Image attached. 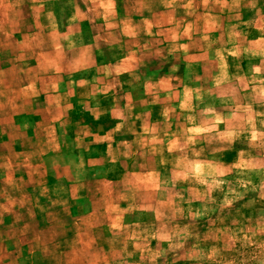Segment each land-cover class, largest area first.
<instances>
[{
    "label": "crops",
    "instance_id": "obj_1",
    "mask_svg": "<svg viewBox=\"0 0 264 264\" xmlns=\"http://www.w3.org/2000/svg\"><path fill=\"white\" fill-rule=\"evenodd\" d=\"M260 1L0 0V158L38 156L61 188L42 206L22 198L28 219L43 211L39 226L62 220L61 243L35 252L59 248L60 264H157L176 231L166 221L186 215H164L165 198L146 193L164 173L185 186L199 151L214 162L198 129L226 143L219 154L264 137ZM182 155L184 167L166 166Z\"/></svg>",
    "mask_w": 264,
    "mask_h": 264
},
{
    "label": "rangeland",
    "instance_id": "obj_2",
    "mask_svg": "<svg viewBox=\"0 0 264 264\" xmlns=\"http://www.w3.org/2000/svg\"><path fill=\"white\" fill-rule=\"evenodd\" d=\"M258 5H264V0ZM250 14L246 13L247 16ZM263 14L259 15L260 21H264ZM261 27L263 28L264 25L261 24ZM248 30L254 31L251 28ZM248 36L251 39L254 33L249 32ZM246 62L251 63L252 60L242 59L245 67ZM259 112L263 114L264 109H260ZM205 126L198 131L205 136L211 135L201 141L207 144V151L211 153L210 157L214 162L211 165L205 163L204 153L199 151L194 158L195 173L190 175L191 181L190 178L185 180V186H182L184 178L175 176L173 172L164 173L169 175L165 177L164 188L160 187L159 190L146 193L148 197L158 195L165 198L166 202L162 206L165 210L164 215L168 216L169 212L176 210L186 215L185 218L182 216L177 220L166 221V226L175 222L172 224L175 225L176 231L166 236V244L169 247H165L163 255L160 252V258L155 259L154 262L157 264H264V137L260 135L257 139L236 140L237 142L231 144L228 151L219 154L217 145L226 143L221 138L215 140V131L212 127ZM232 126L230 125V131L236 134V128ZM259 127L264 128V125ZM252 129V124L247 125L246 131ZM181 133L184 134L183 131ZM20 143L22 144L19 140L15 141L13 146L17 149L14 151L22 148ZM235 149L242 154L238 156ZM187 158L184 155L167 158L166 166L172 167L171 164L176 160L184 161L183 164L177 162L180 167H184ZM92 160L91 158L88 163H92ZM221 161L225 162V165L217 164ZM43 162L38 156L28 155L0 158V264H42L43 262L60 264L62 261V253L60 250L57 251L59 248L54 250L48 248L47 251L39 253L40 249L48 245L61 243L62 237L59 232L62 220H53L51 228L39 226L43 223L40 218L43 211L38 209L34 214L36 218L28 219L30 208L22 199L24 196H31L37 202L36 205L42 206L44 197L55 198L60 195V187L49 186L54 184L55 179L46 172L48 165ZM115 174L120 172H113V175ZM97 175L100 174L87 172L84 177L94 178L95 181L99 179ZM45 179L52 181L48 187L29 189L30 182L38 184ZM173 183L181 185L172 187ZM188 184H191L190 188ZM101 190L93 187V191L98 195L103 194ZM14 199L19 200L14 202ZM171 200L177 206L169 204ZM14 208H17L15 212L12 211ZM36 248L39 250L36 251L37 253ZM129 254L130 252L127 254L128 259H130Z\"/></svg>",
    "mask_w": 264,
    "mask_h": 264
}]
</instances>
